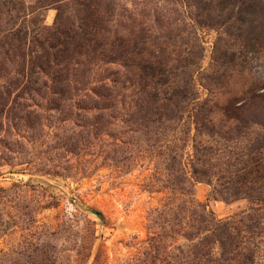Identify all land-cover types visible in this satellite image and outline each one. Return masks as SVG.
<instances>
[{
  "label": "rangeland",
  "instance_id": "obj_1",
  "mask_svg": "<svg viewBox=\"0 0 264 264\" xmlns=\"http://www.w3.org/2000/svg\"><path fill=\"white\" fill-rule=\"evenodd\" d=\"M198 1L22 0V11L0 14V264H218V242L210 262L195 257V245L225 224L235 238L219 264H264V187L251 197L236 192L252 157L264 169V40L253 54L235 28L199 25ZM228 14L234 16L225 9L221 18ZM56 21L85 29L88 39L79 38L65 60L80 86L90 82L84 93L92 111L37 112L45 103L39 83L20 72L12 33L31 39ZM141 29L154 47L174 38L192 48L199 101L235 91L247 119L232 123L219 112L214 129L200 128L198 102L179 118L144 125L133 112L136 92L120 83L119 103L104 102L94 87L132 77L109 59ZM216 48L244 59L245 74L235 73L228 88L218 79Z\"/></svg>",
  "mask_w": 264,
  "mask_h": 264
},
{
  "label": "trees",
  "instance_id": "obj_2",
  "mask_svg": "<svg viewBox=\"0 0 264 264\" xmlns=\"http://www.w3.org/2000/svg\"><path fill=\"white\" fill-rule=\"evenodd\" d=\"M38 1L43 3L41 0ZM214 1L216 2L215 5L213 4ZM197 5L198 9L202 11L198 12L194 18L199 25L211 28L224 26L226 31L235 28L234 35L241 38L244 36L243 38L247 42L244 46L245 51L253 54L258 51V48L255 47L258 44L261 46L264 40V28L262 27L264 25V3L262 1L207 0L202 2L200 0ZM216 7L219 9V13L213 15L212 12L216 10ZM12 8L22 11L24 8L22 0H0V14L9 12ZM225 9H228L234 16L228 14L225 18H221L222 11ZM257 21L259 22L258 25L256 24ZM77 28H82V26ZM77 28L74 24L69 26L56 21L52 27H44L37 31L31 39L23 30H16L12 33L13 38L19 42L17 50L22 58L20 68L22 76L27 78L29 82L39 83L36 91L45 103L36 105L37 112L46 109L58 110L62 107L69 110L80 109L86 112L93 109V107L88 106L89 102H86L89 95L84 93V89L88 87L90 82L82 81L83 84L80 86L79 81L76 82L75 78H72V73L70 75L73 66L65 60L67 56L75 53L76 49L81 46L82 42L79 38L88 39L82 33L85 32V29L80 31ZM144 32L141 29V33ZM168 39L160 42L156 47L146 42L145 33L133 34L127 42L124 39L120 41L118 43L120 46L119 53L116 57L111 56L109 62L119 63L121 61L128 72L132 73V77H127L125 81L112 79V83L100 80L101 83L96 85L93 90L98 93L101 99L103 98L104 102L116 100L119 103L120 92L117 85L120 83L123 88L133 87V91L136 92L133 93L135 94L134 110L136 111H132L141 112L139 121L144 125L155 120L179 118V112L183 108L198 102L200 107L196 112L198 114L205 113L203 117L198 118L197 123L200 124V128L212 126L214 129L215 114L219 112L226 116L228 122L245 121L247 117H244L243 113L246 109V102L236 105L233 95L238 94L235 91L226 89L227 91L222 98L216 102L211 98L199 101L197 93L192 89V81L194 80V68L191 66L194 62L192 48L188 50L185 48L184 42L178 43L174 38ZM8 45L11 44L8 43ZM22 49L26 51L22 52ZM216 52H218L217 59L220 71L218 79L219 81L222 79L223 87L228 88L235 73L240 76L245 74L244 59L242 60L241 56L228 48L225 50L216 48ZM101 54L104 52L99 53V55ZM42 76L44 79L39 82ZM248 92L249 89L244 90L243 93ZM131 109L133 107L129 110L131 111ZM212 128L209 130L210 133H213ZM251 159V167L243 170L238 175L236 182L240 187L236 192L238 194L246 193L249 197L253 191L257 190L256 188L264 187V169L260 167L262 161L257 157ZM195 173H201V170L196 169ZM261 185L263 186L260 187ZM94 213L103 221L102 212L94 211ZM198 229L200 230V228ZM207 230L209 229L205 228V231ZM231 230V226L225 224L221 230L216 228L211 234L199 238L195 245V257L204 258L206 262L212 261L211 248L214 243L218 242L221 257L214 260L218 264L228 260L230 258L228 254L232 253V249H229L228 246L235 238ZM154 240L157 239L154 238ZM157 245L154 244L153 247L156 248Z\"/></svg>",
  "mask_w": 264,
  "mask_h": 264
}]
</instances>
